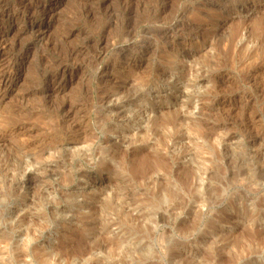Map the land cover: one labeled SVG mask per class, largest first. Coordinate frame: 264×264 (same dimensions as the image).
<instances>
[{"label":"rangeland","instance_id":"rangeland-1","mask_svg":"<svg viewBox=\"0 0 264 264\" xmlns=\"http://www.w3.org/2000/svg\"><path fill=\"white\" fill-rule=\"evenodd\" d=\"M0 35V264H264V0H0Z\"/></svg>","mask_w":264,"mask_h":264},{"label":"bare ground","instance_id":"bare-ground-1","mask_svg":"<svg viewBox=\"0 0 264 264\" xmlns=\"http://www.w3.org/2000/svg\"><path fill=\"white\" fill-rule=\"evenodd\" d=\"M27 8V7H26ZM2 35V34H1ZM0 35V40H1V38H2V36ZM2 79V78H1ZM1 83H2V80H1Z\"/></svg>","mask_w":264,"mask_h":264}]
</instances>
